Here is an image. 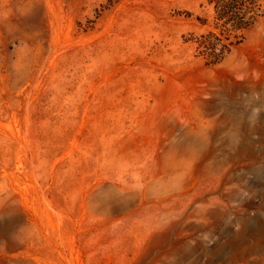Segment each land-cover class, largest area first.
Instances as JSON below:
<instances>
[{"label":"rangeland","instance_id":"rangeland-1","mask_svg":"<svg viewBox=\"0 0 264 264\" xmlns=\"http://www.w3.org/2000/svg\"><path fill=\"white\" fill-rule=\"evenodd\" d=\"M212 20L0 0V264H264V17L208 64Z\"/></svg>","mask_w":264,"mask_h":264},{"label":"trees","instance_id":"trees-1","mask_svg":"<svg viewBox=\"0 0 264 264\" xmlns=\"http://www.w3.org/2000/svg\"><path fill=\"white\" fill-rule=\"evenodd\" d=\"M213 27L197 38V55L216 64L239 45L245 33L264 17V0H208ZM206 23V20H204Z\"/></svg>","mask_w":264,"mask_h":264}]
</instances>
